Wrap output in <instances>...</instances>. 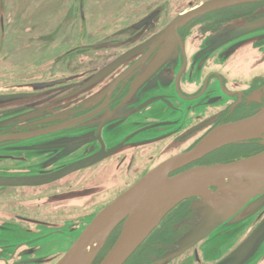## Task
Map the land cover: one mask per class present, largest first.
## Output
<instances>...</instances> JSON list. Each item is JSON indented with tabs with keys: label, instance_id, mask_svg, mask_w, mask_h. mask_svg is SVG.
Here are the masks:
<instances>
[{
	"label": "flooded vegetation",
	"instance_id": "obj_1",
	"mask_svg": "<svg viewBox=\"0 0 264 264\" xmlns=\"http://www.w3.org/2000/svg\"><path fill=\"white\" fill-rule=\"evenodd\" d=\"M215 1L0 0V96L16 97L0 103V264H55L144 175L260 112L264 0L202 9ZM263 153L264 135L169 176ZM246 184L228 178L210 192L225 201ZM203 202L177 204L124 264H221L264 232L263 189L171 256ZM247 250L242 264H264V236Z\"/></svg>",
	"mask_w": 264,
	"mask_h": 264
},
{
	"label": "water",
	"instance_id": "obj_2",
	"mask_svg": "<svg viewBox=\"0 0 264 264\" xmlns=\"http://www.w3.org/2000/svg\"><path fill=\"white\" fill-rule=\"evenodd\" d=\"M248 1L254 0H216L202 9L220 7L231 2ZM182 21L178 19L175 24ZM262 24L264 22H260V26ZM66 81L51 82L36 85V87H52ZM15 98L12 95L0 96V103H6ZM263 135L264 106L251 118L214 130L190 152L162 162L99 211L75 243L60 256L55 264H92L110 233L119 224H121L120 233L99 264H124L171 209L183 200L202 198L204 202L198 207L201 221L181 240L178 244L179 250L171 256L183 253L186 248L205 238L216 227L237 213L254 194L264 189V153L229 165L193 168L172 177L169 174L200 160L219 148L260 139ZM233 177H244L247 180L243 194L224 201L210 192V187L220 189L226 179ZM201 183L203 184L202 193L196 191L197 185ZM263 236L264 232L261 229L221 264H242L251 252L247 249L254 240Z\"/></svg>",
	"mask_w": 264,
	"mask_h": 264
},
{
	"label": "bare ground",
	"instance_id": "obj_3",
	"mask_svg": "<svg viewBox=\"0 0 264 264\" xmlns=\"http://www.w3.org/2000/svg\"><path fill=\"white\" fill-rule=\"evenodd\" d=\"M201 184H202V183H201ZM201 184H198V185H197L198 188H197V190H196L197 192H200V193L203 192V184H202V185H201Z\"/></svg>",
	"mask_w": 264,
	"mask_h": 264
}]
</instances>
